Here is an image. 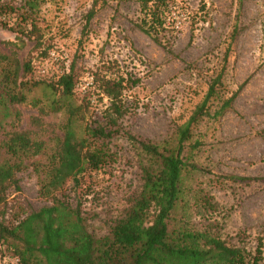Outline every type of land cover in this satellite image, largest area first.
<instances>
[{"label":"rangeland","instance_id":"1","mask_svg":"<svg viewBox=\"0 0 264 264\" xmlns=\"http://www.w3.org/2000/svg\"><path fill=\"white\" fill-rule=\"evenodd\" d=\"M92 1L45 0L38 23L51 46L48 57L42 59L27 42L17 51L19 59L33 57L36 79L56 77L73 62L79 75L75 93L88 103L86 119L91 125L102 120L109 106L94 74L103 70L109 77L134 81L123 92L127 112L119 124L121 133L160 146L172 141L177 126L188 119L221 73L217 95L222 99L236 94L233 108L214 119L216 100L193 132L200 146L192 157L197 170L184 178L185 213L196 229L204 227L208 221L199 217L194 203L202 194L210 195L216 204L213 215L208 214L214 231L229 245L253 252L258 239H264V0H177L163 27L150 30V35L140 29L145 24L138 0H101L87 23ZM15 37L0 28V51L8 53L12 49L8 43ZM18 109L17 129H34L30 119L36 110L30 104ZM62 121L61 114L43 118L44 126L37 131L46 147L53 145V133H61ZM108 145L114 160L92 181L86 175L81 180L83 190L91 189L81 199V210L95 236L107 233L110 221L141 184V159L127 138L114 135ZM47 156L27 160L18 173V189H8L1 208L7 224L49 205L39 194L42 167L36 171L33 166L46 163ZM2 158L0 149V162ZM228 177L252 180L234 182ZM66 192L75 204L72 183ZM9 256L0 243V264H12Z\"/></svg>","mask_w":264,"mask_h":264},{"label":"trees","instance_id":"2","mask_svg":"<svg viewBox=\"0 0 264 264\" xmlns=\"http://www.w3.org/2000/svg\"><path fill=\"white\" fill-rule=\"evenodd\" d=\"M44 1L20 0L16 4L0 0V28L16 36L14 42L8 43L12 47L8 53L0 51V243L6 246L9 257L17 259V264H263V238L258 239L251 252L229 245L214 231L208 214L213 215L216 204L210 195L202 194L194 203L199 217L208 221L204 227L196 229L185 213L184 178L197 170L192 157L200 146L193 132L209 116L216 100L219 102L213 111L214 119L233 108L236 94L221 99L216 92L222 74L212 81L188 119L177 126L172 141L160 146L128 132L121 133L119 124L127 112L123 92L135 82L120 75L109 77L98 70L94 74L97 88L109 100V106L102 120L91 125L86 119L88 103L75 93L79 75L73 62L56 77L36 79L32 75L33 57H18L17 51L27 42L33 43V52L42 59L48 57L51 46L38 23ZM99 1H92L87 23L97 14L95 6ZM176 1L138 0L145 24L140 27L142 32L150 35L155 27L162 28ZM39 91L41 96L36 97ZM23 104L36 110V116L30 119L34 129H17L21 119L18 106ZM50 114H61L63 121L59 126L61 133L52 132L53 145L48 148L37 130L42 129L43 118ZM117 134L127 138L141 159V184L126 198L120 215L110 221L107 233L95 236L81 210V199L91 189L83 190L81 180L86 175L92 181L114 160L116 155L108 141ZM44 154L48 155L46 163L33 166L36 171L42 167L39 194L49 205L7 224L1 208L6 204L8 189H18V173L26 168L27 160ZM70 183L75 204L66 192Z\"/></svg>","mask_w":264,"mask_h":264},{"label":"built area","instance_id":"3","mask_svg":"<svg viewBox=\"0 0 264 264\" xmlns=\"http://www.w3.org/2000/svg\"><path fill=\"white\" fill-rule=\"evenodd\" d=\"M8 260H10V259H8ZM10 261H12V264H17V262H18L17 259H14V258L11 259Z\"/></svg>","mask_w":264,"mask_h":264}]
</instances>
